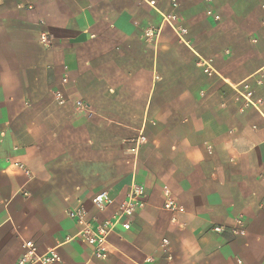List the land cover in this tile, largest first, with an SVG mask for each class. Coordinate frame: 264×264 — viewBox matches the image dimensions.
Listing matches in <instances>:
<instances>
[{
	"label": "crops",
	"instance_id": "0c3cea01",
	"mask_svg": "<svg viewBox=\"0 0 264 264\" xmlns=\"http://www.w3.org/2000/svg\"><path fill=\"white\" fill-rule=\"evenodd\" d=\"M132 182L145 206L98 258L67 212L111 220ZM25 240L51 264H264V0H0V264Z\"/></svg>",
	"mask_w": 264,
	"mask_h": 264
},
{
	"label": "built area",
	"instance_id": "2783aa9c",
	"mask_svg": "<svg viewBox=\"0 0 264 264\" xmlns=\"http://www.w3.org/2000/svg\"><path fill=\"white\" fill-rule=\"evenodd\" d=\"M153 4V2L151 1ZM210 15L211 11H207ZM217 18V16H215ZM41 40L46 42L44 34L41 35ZM55 99L59 102H63V98L60 93L55 94ZM76 104L80 107H85L81 101H77ZM145 140L143 136L139 138L138 143ZM165 201L163 208L175 213L181 209L177 200L169 193L165 188ZM92 204L96 211H103L108 204L112 203V199L106 191H101L96 193L92 197ZM145 206L144 200V187L141 183L132 182L128 195L125 200H123L119 206L117 212L112 216L111 220H106L101 223L92 225V220L83 205H79L74 209L68 210L67 214L70 219H72L78 226V230L74 236L79 242L89 246L91 248V254L98 257L104 258L106 256V235L115 223L121 221L122 218L125 220L122 222L124 228H129V221L127 218L132 216L135 212ZM174 220V218H172ZM242 220H237V225L242 226ZM213 230L220 232L222 230L221 226H214ZM244 230H237L238 234H243ZM73 239V238H72ZM168 243L167 239L162 240V245L165 247ZM23 251L17 260V264H51L53 262L59 261L58 255L54 251H50L45 254H39L31 240H25L22 243ZM130 264H141V263H130Z\"/></svg>",
	"mask_w": 264,
	"mask_h": 264
}]
</instances>
